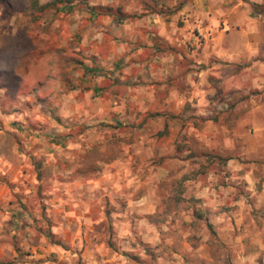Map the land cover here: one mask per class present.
Returning a JSON list of instances; mask_svg holds the SVG:
<instances>
[{
    "label": "rangeland",
    "instance_id": "374dc122",
    "mask_svg": "<svg viewBox=\"0 0 264 264\" xmlns=\"http://www.w3.org/2000/svg\"><path fill=\"white\" fill-rule=\"evenodd\" d=\"M50 1L0 6V264H264V0Z\"/></svg>",
    "mask_w": 264,
    "mask_h": 264
},
{
    "label": "trees",
    "instance_id": "16d2710c",
    "mask_svg": "<svg viewBox=\"0 0 264 264\" xmlns=\"http://www.w3.org/2000/svg\"><path fill=\"white\" fill-rule=\"evenodd\" d=\"M45 0H0V6L7 12L8 16L15 15L17 13H24L33 17L40 16L47 8L49 7H57L58 11H71L72 7L70 4L67 6H62L59 8L57 5L61 2L50 1L48 3L43 4ZM262 6H255V10L261 12ZM87 11L91 15L92 18L99 17L101 15H109L112 16L118 23L122 24L123 22L131 19H136L140 16L136 14H128L122 11V9L114 10L110 7H88ZM89 73L97 76L101 75L100 68H87ZM100 90L95 89V92L98 94ZM158 114H152V117H155ZM150 116V117H151Z\"/></svg>",
    "mask_w": 264,
    "mask_h": 264
},
{
    "label": "crops",
    "instance_id": "0c3cea01",
    "mask_svg": "<svg viewBox=\"0 0 264 264\" xmlns=\"http://www.w3.org/2000/svg\"><path fill=\"white\" fill-rule=\"evenodd\" d=\"M227 53H225V55H222V54H220L219 55V60L217 59V61H219V63H222V61L223 60H221L223 57H230L232 54L229 52V51H226ZM244 57V56H243ZM220 69V67H218V70ZM214 75H218L219 73H217L216 72V70H214L213 72H212ZM241 82H244L245 80H244V77L242 76V78H241V80H240ZM244 86L242 85V86H240L239 87V90L240 91H243L244 90Z\"/></svg>",
    "mask_w": 264,
    "mask_h": 264
}]
</instances>
